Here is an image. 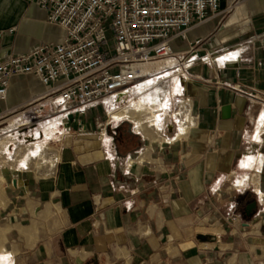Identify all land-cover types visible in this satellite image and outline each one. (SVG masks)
Segmentation results:
<instances>
[{
	"label": "crops",
	"instance_id": "1",
	"mask_svg": "<svg viewBox=\"0 0 264 264\" xmlns=\"http://www.w3.org/2000/svg\"><path fill=\"white\" fill-rule=\"evenodd\" d=\"M220 8L175 41L170 77L91 107L43 145V164L0 129V264H264V161L242 166L254 143L264 154V0ZM0 31V57L66 35L28 0H0ZM46 86L15 75L0 109ZM160 94L188 98L190 121L180 101L163 128L130 110Z\"/></svg>",
	"mask_w": 264,
	"mask_h": 264
},
{
	"label": "built area",
	"instance_id": "2",
	"mask_svg": "<svg viewBox=\"0 0 264 264\" xmlns=\"http://www.w3.org/2000/svg\"><path fill=\"white\" fill-rule=\"evenodd\" d=\"M28 1L45 8L48 19L65 27L66 35L62 41L0 57V108L17 74L33 73L47 85L43 92L0 109V120L18 117L3 130L34 128L43 136L42 147L55 142L64 128L73 130L91 107L108 99L124 102L135 88L154 84L157 74L170 77L173 64L149 72L141 65L172 58L176 40L187 39L194 27L221 10L220 0ZM179 101L186 107L183 120L189 122L188 98L160 94L149 104L151 123L166 126V114Z\"/></svg>",
	"mask_w": 264,
	"mask_h": 264
},
{
	"label": "rangeland",
	"instance_id": "3",
	"mask_svg": "<svg viewBox=\"0 0 264 264\" xmlns=\"http://www.w3.org/2000/svg\"><path fill=\"white\" fill-rule=\"evenodd\" d=\"M174 57H172V63L175 61V59H173ZM135 91V90H134ZM133 91V92H134ZM133 92H132V94H131V96H130V98L132 99L131 101H133V100H136V96H134L133 95ZM138 96V95H137ZM124 103H125V101H124ZM123 103V104H124ZM133 103V102H132ZM148 106H149V104H147V108H145V107H143L142 109H139L138 111H135V109H133V107L131 106L130 107V110L132 111V113L133 114H137V112L139 113V115H142V114H149L148 113ZM9 118H7V120L6 119H4V120H6V121H4L2 124H1V126H0V129L3 131L2 132V134H4V133H7V132H9V131H13L14 132V136L15 137H12V139H13V144H12V149L13 148H15V149H21V147H23V144H22V142L23 141H25L26 143H28V148H29V150L30 149H33V148H36V143L35 142H41L42 141V135L38 132V131H36V129H34V128H32L31 130H26V129H23V128H17V127H14V128H12V129H10V130H3V128L5 127V126H7V125H13L14 123H16L17 122V120H18V117H15V116H13V118L12 119H10V120H12V122L11 123H9V121L10 120H8ZM1 121V120H0ZM0 130V131H1ZM2 134H0V135H2ZM13 135V134H12ZM6 144V143H5ZM35 144V145H34ZM38 144V143H37ZM11 149V150H12ZM42 152L40 153V154H38L37 155V158H38V163H44L45 161H47L48 160V156H47V154H46V151H45V149H43V147H42ZM26 151H28V150H26Z\"/></svg>",
	"mask_w": 264,
	"mask_h": 264
},
{
	"label": "bare ground",
	"instance_id": "4",
	"mask_svg": "<svg viewBox=\"0 0 264 264\" xmlns=\"http://www.w3.org/2000/svg\"><path fill=\"white\" fill-rule=\"evenodd\" d=\"M166 64H172V58L167 59V60H160L158 62L145 63V64H142L141 67H142V70L144 72H149L150 70L155 69V68H162ZM257 140L261 141L262 138L259 137ZM35 143H36V145L35 144L34 145L36 146V148H41L42 147V141L40 143L39 142H35ZM255 147H256V145L254 143L253 148L250 149V151L243 158L242 166L244 168H248V169L252 168V169H255V170H260L261 169L263 161H264V154L262 152H260V151L259 152L256 151ZM257 174H258V172L256 171L255 175L252 176V178L250 180L255 182L256 178H257ZM246 183H247L246 180H241L237 184H238V186H245Z\"/></svg>",
	"mask_w": 264,
	"mask_h": 264
},
{
	"label": "water",
	"instance_id": "5",
	"mask_svg": "<svg viewBox=\"0 0 264 264\" xmlns=\"http://www.w3.org/2000/svg\"><path fill=\"white\" fill-rule=\"evenodd\" d=\"M256 205H257L256 201L249 203L247 206V213L251 214L253 210L256 208ZM198 238L201 240H210V239H215V235L210 233H199Z\"/></svg>",
	"mask_w": 264,
	"mask_h": 264
}]
</instances>
